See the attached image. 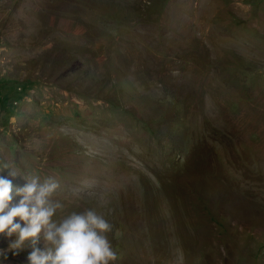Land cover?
<instances>
[{"label": "rangeland", "instance_id": "374dc122", "mask_svg": "<svg viewBox=\"0 0 264 264\" xmlns=\"http://www.w3.org/2000/svg\"><path fill=\"white\" fill-rule=\"evenodd\" d=\"M0 170L103 215L114 264H264V0H0Z\"/></svg>", "mask_w": 264, "mask_h": 264}, {"label": "clouds", "instance_id": "9594fccd", "mask_svg": "<svg viewBox=\"0 0 264 264\" xmlns=\"http://www.w3.org/2000/svg\"><path fill=\"white\" fill-rule=\"evenodd\" d=\"M7 168L11 169L10 176L21 175L4 165L3 169ZM22 176L27 183L15 189L20 199L13 204V182L0 175V234L16 235L12 248L20 249L31 241L30 264H114L117 252L108 238L113 226L103 215L87 209L57 220V211L64 207L53 198L59 182L53 177L41 180L37 175ZM41 237L43 250L35 247Z\"/></svg>", "mask_w": 264, "mask_h": 264}]
</instances>
